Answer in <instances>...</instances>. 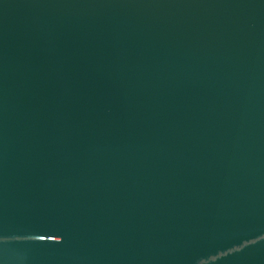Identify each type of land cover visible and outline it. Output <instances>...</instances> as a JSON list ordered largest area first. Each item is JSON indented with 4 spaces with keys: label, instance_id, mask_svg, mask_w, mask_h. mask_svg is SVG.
<instances>
[{
    "label": "water",
    "instance_id": "water-1",
    "mask_svg": "<svg viewBox=\"0 0 264 264\" xmlns=\"http://www.w3.org/2000/svg\"><path fill=\"white\" fill-rule=\"evenodd\" d=\"M0 264H264V0H0Z\"/></svg>",
    "mask_w": 264,
    "mask_h": 264
}]
</instances>
